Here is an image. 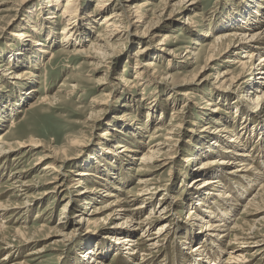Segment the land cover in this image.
Wrapping results in <instances>:
<instances>
[{
  "label": "rangeland",
  "instance_id": "rangeland-1",
  "mask_svg": "<svg viewBox=\"0 0 264 264\" xmlns=\"http://www.w3.org/2000/svg\"><path fill=\"white\" fill-rule=\"evenodd\" d=\"M54 1L0 0V133L9 131L11 119H14L16 126L11 130L10 135L23 145L22 148L14 150L11 157L4 162L0 161V195L2 197L0 202L7 203L10 207L19 206L9 210L4 216L2 224L5 229L0 234L5 237L8 244L16 245L18 248H6L7 246L0 242V261L7 253H11L7 264L21 261H25L26 264H90L91 255L83 259L86 250L103 245L109 249L99 259L102 260V264H125L123 258L125 251L120 249V252L115 253L112 247L113 225L117 222L121 223L126 215L130 216L133 221L130 228L126 226L127 224L119 226L122 227L121 233L127 235L129 230L134 237L140 238L141 232H146L140 246V249H144L150 243L157 241L156 233L159 226L169 223L167 221L171 219L165 216L166 213L160 214V209L158 210L162 199L170 201L175 197L177 200L172 211L175 215H172L170 221L171 230L169 229L170 232L168 231L162 243L156 242V248L150 249L151 254L142 264H196L191 262L192 256L194 258L196 253L193 254V248L201 240L203 224L200 221L190 222L193 229L191 232L196 234L193 239L187 237L188 233L186 237L182 234L186 232L183 228L190 226L187 223L188 213L196 211L195 208L200 210V207L195 205L198 195L194 192L195 187L200 184L194 185L193 181L197 178L201 181L207 178L215 180L219 176L216 173H210L199 177V174H196L201 170L199 167L205 161L215 160L213 165L220 170L218 169L221 168L218 165L220 160L236 159L237 156L225 152L228 150L226 147L228 140L236 137L237 134L244 142L238 146L239 152L247 151L249 155L246 157L249 160L247 167L252 166L258 173L264 172V106L255 108L251 104L250 100L255 99L254 89L237 90L232 87V93L224 99L220 95L222 92L216 88L218 81L221 80L220 76L225 71L236 74L239 68L226 63V56H218L217 50L215 60L206 62L212 54L209 44L225 30H221L222 26H225L222 21L224 23L227 18L222 20V17L232 11H239V6H244L243 3H247V0H195L194 4H190L192 0H127V3L122 0L124 6H127L125 7L127 13L133 10V6L147 3L148 6L140 7V13L146 16L144 23L135 26L128 24L123 18V24L128 28L127 34H130L126 40L118 42L115 39L110 41L104 38L97 43L101 45L104 52V54H98L101 59L105 54L111 56L109 60H105L106 64L85 55L72 56L71 47L66 49L67 53H56L61 46L60 33L65 23L60 21L58 15L64 0H59L58 4L55 3V10H51L50 4ZM118 1L105 0L106 10L101 12L99 7H95L97 0H78L79 11L84 18L75 30H79L77 40L85 44V49L91 43L96 44V37L104 34L103 27H100V20L103 19V15L110 13L119 4ZM261 6L257 8L260 10L256 9L255 16L250 14V19L246 20L239 17V22L245 25H257L256 27L252 25V28H255L253 31L264 29V1ZM51 14L58 17L51 21H44L45 17ZM254 21L258 23L255 24ZM47 29L51 30L54 36L49 44L45 39ZM164 34L169 36V41L166 46H159L158 43ZM206 34L211 36L206 37ZM36 40L42 41L43 50L48 51L47 53L39 52L40 47L34 44ZM18 52L21 54L27 52V59L19 60ZM136 52L139 54L133 57ZM87 54L97 56L91 51ZM263 54L264 52H259L256 59L260 60V56L264 58ZM148 59H153L155 64L154 70L150 72L155 71L157 76L163 77L165 81L139 84L135 77L136 68L140 62ZM10 65L15 67L14 73L25 70L31 72V77L23 84H20L18 80H12V76H9L5 67ZM106 68L107 72L103 74ZM121 76L134 81L129 89L122 88ZM192 76H196L197 88L192 84V86L177 85L181 84L179 81L182 78ZM106 77L109 80L103 81ZM203 78L206 80H202ZM172 80L178 83H172ZM200 80L203 81L202 84L197 85ZM61 84H63L62 87H60ZM72 87L79 89H74L71 93ZM190 87L193 88V91L189 92L193 94V99L186 102L181 94ZM19 90L23 94L17 99L16 94ZM45 96L55 100L50 102L51 104L42 103L41 99ZM209 100H214L215 105L221 108L220 111H213L215 107L206 108L204 102ZM100 103L106 106L105 112H102L103 106H100ZM236 105H240L247 116L236 112ZM28 107L30 109L25 112ZM18 110L23 111V114L18 113ZM176 125H180V129L174 127ZM223 126L231 127L233 134H223L221 132ZM138 127L143 129L139 130L136 140L125 137L124 134L128 131L138 133L136 129ZM104 130H108L111 135L105 141L100 136ZM170 130L172 134L168 135ZM242 130L246 131L242 132ZM154 131L158 132L153 134ZM217 133L222 134V139L217 138L219 146L223 147L219 153L210 144L217 142L214 139ZM167 137L173 139L166 141ZM222 140L225 143H222ZM37 142H40L46 150L65 148L69 160L65 162L66 164L58 162L55 164L61 175L68 173V176H72L67 172L68 170L75 172L87 170L92 175H97L98 172L106 175L109 172L111 176L118 179L113 181V178L112 180L107 178L109 183L107 186L101 182H97L98 185L94 181L87 182L88 188L95 187L99 190L88 206V209H91L86 210L87 214H90L93 209L102 210L101 214L94 217L97 219L95 223L77 222L78 218H75V215L82 213L85 206L79 205L80 202H68V198L64 197L65 192H59L55 197L37 196L49 187L46 184L48 177H44L40 170L46 163H50L47 160L37 164V161L45 154L42 148H32L31 152L28 151L29 148L26 145ZM73 142H76L75 146H72ZM127 143L133 146L132 152L123 154V158L118 157L117 152L120 149L115 147L127 146ZM173 145H175V154H173L174 151L167 150ZM150 146L154 147V150L159 147L161 152L146 165L143 161H138V158L141 154L147 153V148ZM208 149L215 152L209 153ZM110 152L113 153L107 154ZM195 154L198 156L196 158L194 156L191 165L184 162V158ZM13 157L17 162L13 161ZM168 157L171 159L168 160ZM164 162L168 163V166L164 165ZM236 168L238 169L237 166ZM21 170L20 177H24L21 181L31 182L34 186L27 189L26 195L37 196L33 200L30 199L28 206H24L25 192L8 188L13 183L9 178L12 172ZM229 171L225 170L222 173L228 177ZM218 173L221 174V172ZM70 178H67L66 185L74 187L76 184L71 182ZM236 179L238 180V177L232 180L223 178V185L207 191L210 195L211 193L219 195L222 191H228L233 181H237ZM260 181L264 182V173ZM145 182L152 184L151 190L147 192H153V194L145 195L144 203H142V196L137 197V194L143 193L139 191ZM238 182L240 183L239 180ZM244 182L248 184L243 181L242 186L245 185ZM259 182L243 195L238 202L239 206L229 215V218L235 219L231 221V226L236 223L245 230L248 227L246 221L257 220V233L264 236V220L262 219L264 193L260 191L259 194L262 196L256 201L255 206L248 210V213L253 216L246 217L244 214L246 211L244 206L258 191ZM158 186L160 190H154V187ZM163 186L166 187H164L166 191H163ZM117 187L119 191L116 192ZM106 190L122 196V198L119 197L120 199L125 196L120 192L121 190L128 192V202L126 200L121 202L127 206L125 216L120 215L110 221L104 220L110 213L104 207L114 200L102 196ZM210 200L211 197H207L205 201L209 202L207 205L210 204L211 210L218 215L228 206L225 202L224 206L223 204L216 206L210 203ZM64 206L66 209L62 212ZM138 206L141 208L135 210ZM153 208L155 210L150 214ZM203 210H206L205 207ZM175 223L180 225V230H173ZM69 233H71L70 238L65 242L62 235ZM18 234H24L30 242L21 245V241L16 236ZM146 235L151 236L146 237ZM146 239L152 240L146 242ZM141 252L143 251H139L135 258L138 263L143 254ZM229 252H231L229 248L222 249L218 253L219 259L216 263L224 264ZM245 253L250 255L247 264H264V244L257 251L253 248ZM96 256L97 254L95 258Z\"/></svg>",
  "mask_w": 264,
  "mask_h": 264
},
{
  "label": "bare ground",
  "instance_id": "bare-ground-1",
  "mask_svg": "<svg viewBox=\"0 0 264 264\" xmlns=\"http://www.w3.org/2000/svg\"><path fill=\"white\" fill-rule=\"evenodd\" d=\"M104 1L105 0H97V3L95 4V7L96 8L99 7V10H101V12L106 10V8H104V6H106ZM263 1L264 0H261V1L260 0L259 1L258 0H247V3H243V5L245 4L244 6H239V11H232L230 13L225 14V17L224 16L222 17V20H223V18L224 19L227 18L226 21H224V23L222 21V24L225 26H222L223 28H221V30L222 29H225V30L222 31L221 33H219V35L216 36V38L214 40H212L213 42L211 44H209V48L212 49L211 50L212 54L206 60L207 63L213 62L215 60V57H216L215 52L217 50L216 53H218L217 54L218 56H222V55L226 56V58H227V60H225L226 63H229L231 65H236L237 68H239L238 73L231 74L229 71H225L220 76L221 80L218 81L216 88L222 92V93H220V95L223 96L224 99H226V97H228L227 95L229 93H232V91H231L233 89L232 87H235L237 90H240V89L252 90V89H254L253 94H254L255 99L254 100L251 99L250 102H252L251 104H253L255 108L260 107V106L261 107L264 106V58L262 56H260V60L256 59V58H258L257 55H259V52H264V29H258L256 31H253L255 29V28H252L254 26L253 24H252L253 26L248 25V24L247 25L242 24L241 22H239L238 18L241 17L243 20H246V19H250V14L255 16L257 14L256 9L262 7L261 4L263 3ZM52 2L50 4V6H51L50 9L55 10V3L58 4L59 0H55L54 3H52ZM124 2L127 3L128 1L124 0ZM193 2H195V0H192L190 4H194ZM260 2H261V4H259ZM118 3L119 4L116 5L110 11V13H108L107 15H103L102 16L103 19L100 20V22H101L100 27H103V31H104L103 33L104 34L103 35L98 34L100 36L96 37L97 39L99 38L98 40L95 38L97 41L96 44L91 43L85 49L84 48L85 44L82 43L81 41L77 40V38L79 36L78 35L79 30H77V29L75 30V27H79V22L83 20L82 18H84V16L81 15V12L79 11V7L77 5L78 0H64L63 6L60 9V12L58 15H59L60 21L64 22L65 25L63 26L62 31L60 33L62 35L61 40H60L61 46L59 48V51H57L56 53H60V52L67 53L66 49L71 47L72 49H71L70 53L72 54V56L85 55L86 57H89V58L96 60L97 62L98 61L103 62V63L107 62L105 60H109L111 58V56L105 54L102 56V59H101L98 54L99 53L104 54V52H102L101 45H98L97 43L99 41L103 40L104 38H106L110 41L115 39L118 42L121 40H126L130 34H127L128 28H126L127 25L123 24V20H124L123 18H125L127 20L128 24H131L133 26H135L136 24L144 23V19H145L146 15L144 13H140V10H141L140 7L148 6L147 3L143 2V4H141V5L133 6L132 7L133 10L130 9L131 11L127 13L125 11V7H127V6H124L123 1L119 0ZM128 10H129V6H128ZM257 10H260V9H257ZM52 15L53 14H51V16L45 17L44 21H51L52 19L58 17V16L57 17L52 16ZM228 17H230V18H228ZM119 18H122V19H119ZM263 19H264V17H263ZM254 22H255V24L258 23L257 21H254ZM53 24H54V22H53ZM236 24H238V25H236ZM256 26H254V27H256ZM205 36L207 37V36H211V35L206 34ZM26 37L29 38L30 36H26ZM23 39H25V38H23ZM45 39L47 40L48 44H49V42L53 41L54 36L51 34V30H48V29L46 30ZM72 39H76V40H72ZM168 39H169V36L167 34H164L162 36V39L158 43V45L159 46H166L167 42L169 41ZM29 41H30V39H29ZM34 44L37 47H40L39 52H41V53H47L48 52L46 50H43L44 45L42 44V41L36 40L34 42ZM195 44H197V43L195 42ZM158 49L160 50V48H158ZM90 51L93 54L96 53L95 55H97L98 57L87 54L88 52L90 53ZM241 53H242V55H241ZM26 54H27V52L22 53V54L20 52H18V55L20 56L19 60L25 59ZM138 54H139V52H136L135 54H133V57L137 56ZM111 55H112V53H111ZM52 57H51V59H52ZM255 61H256V63H255ZM154 66H155V64H154L153 59H148V60L140 62L138 64V66L136 68L137 70L135 71V77H136L137 81H139L140 85L144 84V82L157 83L158 81H160V82L165 81V79H163V77L159 78L160 76L158 77L155 71L150 72V70H154ZM5 67H6V70L8 71L9 76H12L11 79L12 80H18L20 82V84L27 82V80L31 77V72L24 70V71H21V73H14V70H13V69H15L14 66L10 65V67L9 66H5ZM106 72H107V68L103 72V74H105ZM216 75H217V77H219L217 72H216ZM195 77L196 76H192L191 78L184 77L179 81L181 84H177V85L178 86L182 85V84H185L186 86H189V85L192 86L193 85V87L197 88ZM175 78H173V79H175ZM107 80H109V79L106 77V78H104L103 81H107ZM120 80H121L120 84H121L122 88H126V89H129V87L132 86L133 82H134V81L126 79L123 76H121ZM202 80H206V78H203ZM202 80H200L197 85H199L201 82H203ZM215 80H217V78ZM172 83L176 84L178 82H173V80H172ZM177 85H175V87ZM62 86H63V84L60 85V87H62ZM74 89L78 90L79 88L78 87H72L70 92L72 93V91ZM190 91H193L192 87H190L189 90H186L181 94L182 97H184V100L186 102L191 101L193 94L191 95V93H189ZM22 94L23 93H21V91L19 90L18 93L16 94L17 99H18V96H22ZM78 99H79V97H78ZM54 100H55V98L48 97V96H45L41 99L42 103H50ZM238 101H239V99H238ZM103 104L104 103H102V104L100 103V106H103L102 112H105L107 110V108H106V106L104 107ZM204 105L206 106V108L215 107L213 109V111H218V110L220 111V109H221L219 107V105H215L214 100H212V101L209 100L208 102L206 101V102H204ZM29 107L25 110V112H27L28 109H30ZM235 108H236V112L240 113L243 116L246 115V112L241 108L240 105L239 106L236 105ZM17 112L18 113L21 112L23 114V111L18 110ZM15 126H16V121L14 119H11L10 130L6 131V133H0V161L1 162H4L7 158L11 157V154L14 150H18V149L23 147L21 142L15 141L14 138L10 135L11 130ZM174 127L180 129V125H176ZM136 129H137L138 133L137 132L135 133L134 131L133 132L128 131L129 135H128V133L124 134L125 137L134 138V140H136V137H138V135L140 133L139 130L140 129L142 130L143 128L138 127ZM207 129L209 130V128H207ZM155 130H157V129L155 128ZM243 131L244 130H242V132ZM157 132L158 131H154L153 134H155ZM221 132L223 134H226V135H229V134L232 135L233 134L232 133L233 131L231 130V127H229V126H223L221 128ZM167 134L168 135L172 134L171 130L168 131ZM100 136L105 141L111 135L109 134L108 130H104L103 132L100 133ZM239 136L240 135L237 136V134H236V137H232L231 139H229L227 142L228 145L226 144V147L228 148V150L225 153L226 154L231 153V154L237 156L236 159L232 160V159L226 158V159L220 160L218 162V165L221 166V168H218L220 170H217V168L213 165V164H215L214 162H216L215 160L205 161V162H203L202 166L199 167L201 170L199 172H196V174H199V177L206 176L210 173H216L219 176L218 177L215 176L216 177L215 180H210L209 178H207V179H205V180L203 179V181H201V180H199V178H197L196 180L193 181L194 185L200 184L199 186L195 187V189H194V192H196V194L198 195L196 197L197 200H195V201H197L195 203V205L200 207V210L195 208L196 211L189 212L188 213L189 214L188 215L189 220L187 223L190 224L191 221H198V222L200 221L203 224L202 230H201V233H203V235L201 236V240L198 243V245H196L195 248H193V254L195 252L196 253L194 254V256H195L194 258L192 256V259H193V260H191L192 263L195 262L196 264H219V263H216L217 260L219 259L218 253L221 252L222 249L229 248V249H231V252L228 253V255H227L228 258L225 260L224 264H247V262H249V261H247V259L250 258V257H248L250 255H247V253H245V251H247L248 249H253V248H256V251H257L264 244V236L259 235L257 233L258 232L257 231V227H258L257 220L252 219L251 221H246L245 222L246 226H248L246 230L236 223H234L232 226L230 224L231 221L233 222V221H235V219H230L229 215L236 209L237 206H239L238 202L240 201V199L243 198V195L245 193L249 192V189L252 188L253 185L255 186L262 179L263 173H264V172L258 173L257 171H255L252 168V166L247 167V164L249 165V163H248L249 160H247L246 157L249 155H247L248 152L246 150H245L246 153L244 152L245 154L243 152H239L240 150L238 149V146H240L243 142ZM217 138L222 139V134L217 133L216 137L214 138V139H216L217 142L210 143V144H212L211 146H214V148H216L218 150V153H219V152H221V149H223V147L221 148L219 146ZM171 139H173V138H169V137L165 138L166 141H169ZM221 142L225 143V141H223V140ZM75 143L76 142H73L72 146H75ZM26 146L29 148V150H28L29 152L32 151V148H42V150L45 151V152H43V153H45L44 156L41 157L39 159V161H37V164H40L41 162H44L47 160L50 161V163H46L42 167V169L40 170V173L43 174L44 177H48V181L46 184L49 187L46 188V190H44L41 194H38L37 196L40 195L42 197V196H48L49 195V196L55 197V196H57L56 194H58L59 192H65L64 197L68 198V202H80L79 205L82 204L85 206L84 211H82V213L80 212V213L75 215V218H78L77 222L78 223L87 222V224L91 223V222L95 223L96 222L95 220H97V219H94V217L97 216V214H101L102 210L100 211V209H93V211L90 214H87L86 210L89 211L91 209V208L88 209V206H89L91 200L94 199V196H95L94 194L99 193V190H96L95 187H92V189L88 188L87 182L94 181L95 184L97 182H101L104 184V186L105 185L107 186V185H109V183L107 182V180H108L107 178H109L111 180L113 178V181H116L118 179L113 177V175L111 176L109 174V172H107L106 175L99 173V172L97 173V175H95L94 173H93L94 175H92L87 170H76V169H75L76 172L73 170L67 171V172L71 173L72 176H68L67 172H66L67 174L61 175V174H59V171L56 169L55 164L57 162L61 163V164H66L65 162H67L69 160V157H68L69 155H67V151L65 150V148H59V149L58 148L57 149L50 148L49 150H46L40 142H37L36 144H33V145H26ZM156 146H158V145H156ZM174 147H175V145L170 146L167 150L174 151L175 150ZM115 148L120 149V151L117 152V155H119L118 157H120V158H123V156H122L123 154H127L128 152H132V150H133L132 149L133 146L131 145V143H127V146L125 145L123 147L118 145V147L116 146ZM153 148L151 146H150V148H147V153L141 154L140 158H138V161L141 160L146 165L150 164V162L155 159V155L156 154L159 155L160 154L159 152H161L159 147L156 148V150H154L155 148L154 149ZM208 150H209V153L215 152L214 150H210V149H208ZM111 153H113V152H110L107 154H111ZM173 154H175V151ZM173 154H171V155H173ZM194 156L196 158L198 156V154L187 156L186 158H184V162L188 165H191L193 163ZM168 158H169L168 160L171 159V157H168ZM14 160L16 161L15 157H13V161ZM257 163H255V165ZM167 164L168 163L164 162V165H167ZM235 165L238 167V169L237 168L235 169V167H236ZM225 170H230L229 175L227 174L228 177L224 175L225 173H222V171H225ZM218 172H221V174H223V175L221 176V174H219ZM0 175H1V173H0ZM20 175H22V170L12 172V174L9 178H10V181H12L13 183L8 188L16 189L17 192H21V191L25 192L23 194V196L25 197V201H26V202L24 201L25 202L24 206H28L30 199L33 200V199L37 198V196L26 195L27 189L30 187H34V186L31 185V182L21 181L24 177H20ZM93 176H94V178H93ZM231 176L232 177L234 176V177L230 178ZM235 177H238V180L240 181V183L236 179L237 181H233V183L229 187L230 189L228 191H222V192H220L221 194H219V195H217L215 193H211V195H210V192L207 191L211 188L215 189V188L221 186V184L223 185V182H222L223 178L224 179L229 178L230 180H232ZM67 178H70V181L74 182L76 185L74 187L66 185L68 182ZM242 180L248 182V184H246L244 182L245 185L242 186V184H243ZM261 182L262 181L259 182L260 184H259L258 191L252 196L251 200H249V202H247V204L244 206L245 210H246L244 214L246 217L253 216V214L250 215L248 213V210H249V208L255 206L256 201H258L259 197L262 196V194H259L260 191L262 193H264V182L263 183H261ZM98 184L99 183H97V185ZM143 184H144V186H142V189H140V191H139V193H142V192L143 193L137 194V197L142 196V200H143L142 203H144V200H145L144 196L145 195L153 194V192H147V191L151 190L150 188H152V186H151L152 184H148L146 182ZM99 186H101V185H99ZM224 186H226V185H224ZM164 187L165 186H163V189H164L163 191H166V189H165L166 187L165 188ZM192 187H193V185H192ZM20 188H24V189L21 190ZM118 189L119 188L117 187L116 192L119 191ZM154 190H160V186H158L157 188L154 187ZM214 191L215 190H213V192ZM120 192L125 194V196L123 195L124 196L123 199L119 198V197L122 198V196H117V195H115V193L109 192L107 190L105 191L104 195H102V196H104V198L114 199L110 204H108V205L106 204L104 207L105 210L110 211V213L107 214L106 217L104 218L105 221L106 220L110 221V220H112V218H118L120 215L125 216V212H127V210H126L127 206L123 205V203H121V202L122 201L125 202V200L128 202L129 194H128V192H125L123 190H121ZM145 192H147V193H145ZM0 197H1V195H0ZM207 197H211L210 203H214L216 206L222 205V204L224 206V202L228 203V206H227V208H224L223 211L220 212V214L218 215L213 210H211L212 208H211L210 204H209V206L207 205L209 203V202L205 201ZM176 200L177 199L175 197H174V200L172 199L170 201H166V199L165 200L162 199L160 206L158 207V210L160 209V214L166 213L165 216L170 217L172 219V215H175L174 212H172V211H174L173 208L175 206L174 203L176 202ZM219 200H221L220 203H219ZM18 207L19 206L10 207L9 204L0 202V234H2L4 229H5V226L2 224V219L4 218V216L7 214V212L9 210L16 209ZM204 207L206 210H203ZM140 208H141V206H138L135 208V210H139ZM65 209H66V207L64 206L62 209V212H65ZM154 210H155V208L151 209L150 214H152L154 212ZM194 213H197V215L193 216ZM254 214L256 215V213H254ZM171 219L169 221H167L169 223H164V225L162 224V226L161 225L159 226L158 231L156 233V234H158L157 241H156L158 244L162 243L165 240V237L167 236V234L170 232L169 229L171 228V225H172L170 223ZM262 219L264 220V217ZM122 220L123 221L121 223H118V222H117V224L114 223L115 225H113V227H112L114 229L112 231L113 235L111 238L113 240L112 247H113L115 253L120 252L119 251L120 249L125 251V253H124L125 255L123 257L125 264H142V262L145 261V259H147V257L151 254L150 249L152 250V249L156 248L157 243L156 242H153L152 244L150 243V245H148V247H145L144 249L143 248L140 249L142 240L144 238L143 236L145 235L146 232L145 233L141 232L140 238L134 237L133 233L129 230L126 233L127 235H124V233H121L122 230L120 228H122V227H119V226H124V224L125 225L127 224L126 226L129 227L133 221H132V218L130 216L128 217L127 215ZM172 222H173V220H172ZM183 229H185V231H186V232L182 233V234H184L185 237L187 236V233H188L187 237H189V239H193V236H196V234H192L193 229L191 227V224L189 227L186 226ZM173 230H180V225L178 223H175ZM70 234L71 233L62 235V238L64 239L65 242L67 239L70 238ZM16 236L21 241V243L19 242L21 245L28 244L30 242L29 238L27 236H25L24 234H18ZM147 236H151V235H146V237ZM148 240H152V239H146L145 241L147 242ZM0 242L4 246H7L6 248H18V247H16V245L8 244L5 237L2 235L0 236ZM108 249L109 248L104 247L103 245H99L96 248L91 247V249L86 250L87 252L85 253L83 259H85L88 255H91L89 258L90 264H102V262H101L102 260H99V259H101L102 255L104 253H107ZM139 251H143V252H141L143 254L141 255V261L138 263V262H136L135 258L137 257V254ZM10 254L11 253H7L1 259L0 262L7 264L11 258ZM95 254H97V256H96L97 258H95ZM253 255H254V252H253ZM190 258H191V256H190ZM77 261L79 262L80 260L77 259ZM15 264H26V262L21 261V262L15 263Z\"/></svg>",
  "mask_w": 264,
  "mask_h": 264
}]
</instances>
